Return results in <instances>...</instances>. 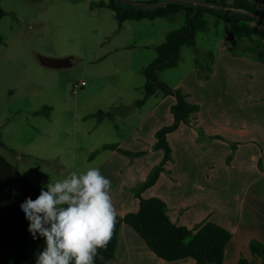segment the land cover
I'll use <instances>...</instances> for the list:
<instances>
[{
	"label": "rangeland",
	"instance_id": "374dc122",
	"mask_svg": "<svg viewBox=\"0 0 264 264\" xmlns=\"http://www.w3.org/2000/svg\"><path fill=\"white\" fill-rule=\"evenodd\" d=\"M248 1L264 13V0ZM101 2L108 0H0L6 11L0 21V140L5 145L0 153L40 191L43 185L68 178L73 171L107 169L117 179L135 161L143 160L148 167L156 161L152 153L163 152L154 146L157 132L174 123L171 108L158 110L149 118L166 97L163 94L139 102L145 97L147 82L143 70L157 58L155 45L163 43L168 32L180 29L183 16L120 25L113 10L98 6ZM207 21L212 31L199 32L196 47H182L175 67L154 73L158 81L180 89L187 97L184 90H204L194 85L191 75L194 70L197 82L204 84V77L195 70L197 52L202 54L200 59L205 51L216 54L213 39L228 29L221 20ZM62 60L69 64L52 65ZM196 105L200 112L201 106ZM42 110L44 114L35 113ZM98 111L111 112L112 117L99 121L93 116ZM171 115L173 123L164 124ZM154 119L163 124L153 129L158 125ZM175 131L167 134L168 143V135ZM203 139L200 136L198 143ZM105 145L113 147L102 149ZM115 159L120 160L118 167L112 165ZM149 173L128 188L134 198ZM225 186L224 194L233 203L229 210L237 214L243 186L235 181ZM240 251L246 258V250Z\"/></svg>",
	"mask_w": 264,
	"mask_h": 264
},
{
	"label": "crops",
	"instance_id": "0c3cea01",
	"mask_svg": "<svg viewBox=\"0 0 264 264\" xmlns=\"http://www.w3.org/2000/svg\"><path fill=\"white\" fill-rule=\"evenodd\" d=\"M143 1L150 3L151 0ZM234 1L224 0L227 5ZM186 13L182 10L178 14L184 20ZM206 17L218 19L211 14ZM211 31L212 25L209 33ZM213 40L211 46L217 50L210 78L200 84L196 72H191L194 85H200L204 90H184L188 101L201 106L200 112L192 116L191 125L203 128L204 139L198 143L196 130L183 123L169 134L172 159L166 165L168 175L162 173L142 196L161 198L166 203L171 221L179 226L192 229L211 221L229 230L232 237L225 264H237L241 248L246 250V258L252 264L254 260L264 264V260L253 256L249 249L250 240L264 243V63L227 52L234 41L229 26L219 39ZM174 103L173 96H166L149 118L158 110H170ZM157 120H153L158 123L153 129L163 124V120ZM165 123H173L172 115ZM152 154L156 157L153 164L145 167L143 160L135 161L124 170L122 178L115 179L114 173L100 170L105 178L111 176L110 196L118 214L116 220L138 209V199L128 192V188L138 179L144 180L151 167L159 164L164 156L161 150ZM229 155L231 158L227 162ZM112 162L118 167L120 160ZM234 181L243 186L238 197L237 214L229 210L233 203L229 195L224 194L225 184L229 187ZM107 264H195V261L186 258L168 262L159 258L133 228L122 223L116 255Z\"/></svg>",
	"mask_w": 264,
	"mask_h": 264
},
{
	"label": "trees",
	"instance_id": "16d2710c",
	"mask_svg": "<svg viewBox=\"0 0 264 264\" xmlns=\"http://www.w3.org/2000/svg\"><path fill=\"white\" fill-rule=\"evenodd\" d=\"M157 2L158 0L150 1V3ZM206 2L244 9L264 16V13L258 12L248 0H235L232 5H227L224 0ZM255 2L259 1L255 0ZM98 6L113 10L120 25L130 20L156 18L172 20L182 10H186L187 13L180 29L167 33L165 41L155 45L157 58L143 70L147 82L144 88L145 97L139 103H144L157 93L164 96L171 95L176 99V103L171 107L174 116L173 125L160 129L156 134L157 141L154 146L163 150V159L136 190L138 209L125 214L122 218H117L113 235L106 248L98 249L99 255L95 258V264H107L115 257L122 223L133 228L149 249L165 261L173 262L191 258L195 264H225L227 248L232 237L229 230L211 221L202 222L192 229L179 226L171 221L166 203L161 198L142 196V193L154 185L160 175L166 171V165L172 159V149L167 142V134L177 130L182 123L190 124L192 115L199 111V106L189 102L180 89L169 88L158 81L154 73L157 70L175 67L182 47H196L197 34L199 32L207 34L210 31L207 14L214 15L228 24L229 32L234 37L232 45L227 49L228 53L264 63V22L240 13L175 2L156 9L129 6L122 4L119 0H108V2L99 3ZM5 15L6 11L0 5V21ZM197 54L195 67L206 81L213 73L216 54L207 52L201 59L199 55L202 54L200 52ZM44 109L49 110L46 107ZM35 113L44 114V110ZM93 116L102 121L105 117H112V114L98 111ZM46 117H49L48 113ZM196 130L199 140L205 133L203 130ZM0 147H5L1 140ZM111 147L113 145H105L102 149ZM232 149L235 148L232 147ZM230 158L229 156L228 160ZM39 192L40 190L0 153V264H35L36 256L43 250V237L37 235V238L33 239L28 232L29 221L20 208V204L26 197L35 200ZM249 249L254 256L264 260L263 242L250 240ZM237 264L252 263L247 258L241 257Z\"/></svg>",
	"mask_w": 264,
	"mask_h": 264
},
{
	"label": "clouds",
	"instance_id": "9594fccd",
	"mask_svg": "<svg viewBox=\"0 0 264 264\" xmlns=\"http://www.w3.org/2000/svg\"><path fill=\"white\" fill-rule=\"evenodd\" d=\"M110 188L98 168H88L43 185L35 200L25 198L20 208L29 221L28 232L33 239H44L35 264H95L116 224Z\"/></svg>",
	"mask_w": 264,
	"mask_h": 264
},
{
	"label": "water",
	"instance_id": "95a60500",
	"mask_svg": "<svg viewBox=\"0 0 264 264\" xmlns=\"http://www.w3.org/2000/svg\"><path fill=\"white\" fill-rule=\"evenodd\" d=\"M119 1L125 5L136 6V7L146 8V9L163 8V7H166L169 3H173V2L185 3V4L195 5L197 7L201 6V7H207V8H212V9L226 11V12L240 13V14H244L254 19H257L259 21L264 22V16L260 14L253 13V12H250L244 9H239V8H235L231 6L218 5L215 3L201 1V0H165V1L157 2V3L136 2V1H131V0H119ZM68 64H69L68 60H62V61H55L53 62L52 65L54 67L61 68Z\"/></svg>",
	"mask_w": 264,
	"mask_h": 264
}]
</instances>
